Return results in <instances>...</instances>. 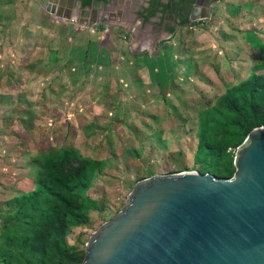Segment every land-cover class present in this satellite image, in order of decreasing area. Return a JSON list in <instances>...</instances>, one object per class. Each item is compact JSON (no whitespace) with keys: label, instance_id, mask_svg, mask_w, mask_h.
<instances>
[{"label":"rangeland","instance_id":"374dc122","mask_svg":"<svg viewBox=\"0 0 264 264\" xmlns=\"http://www.w3.org/2000/svg\"><path fill=\"white\" fill-rule=\"evenodd\" d=\"M47 2L0 0V83L21 82V73L7 68V61L12 64L5 54L12 35L25 29L21 19L27 14L34 19L40 8L42 18L55 16L44 11ZM62 6L58 15L69 16L74 25L63 34L82 27L98 37L113 35L110 51L130 47L132 37L128 45L122 43V31L113 33L103 20L82 26L89 14L81 18ZM209 11V17L180 27L167 48L158 43L156 49L164 51L156 60L149 58L151 51L142 52L148 57L142 65L147 79L140 72L133 76L131 68H115L109 82L92 83L91 94L103 93L102 104L95 99L90 106H69L72 91H53L56 98L63 94L58 109L74 117L58 119L56 111L42 108L38 113L48 120L34 112L25 117L21 97L14 99L12 113L0 104V264H81L89 235L122 208L139 179L181 171L233 175L234 152L246 136L237 146L234 138L242 135L247 117L264 116V96L251 97L244 87L251 77L264 76V0H218ZM29 33L44 34L35 28ZM14 46L21 48L20 42ZM31 92L34 100L43 93ZM0 93L6 94L5 88ZM229 97L235 106L228 105ZM10 115L14 121L9 123ZM6 124L13 125V133H5ZM74 156L87 164L67 179L68 188L59 186L52 176L56 164ZM48 188L63 195L78 191L83 220H67L64 233L40 259L23 239L48 199Z\"/></svg>","mask_w":264,"mask_h":264},{"label":"water","instance_id":"95a60500","mask_svg":"<svg viewBox=\"0 0 264 264\" xmlns=\"http://www.w3.org/2000/svg\"><path fill=\"white\" fill-rule=\"evenodd\" d=\"M216 1L197 0L188 22L209 17ZM59 8L48 0V12ZM81 14L98 22L93 6ZM232 162L229 178L181 171L137 180L89 235L81 264H264V125L247 133Z\"/></svg>","mask_w":264,"mask_h":264},{"label":"crops","instance_id":"0c3cea01","mask_svg":"<svg viewBox=\"0 0 264 264\" xmlns=\"http://www.w3.org/2000/svg\"><path fill=\"white\" fill-rule=\"evenodd\" d=\"M46 4L47 3L44 4V11H47ZM39 9L36 8V12L39 11V13L36 14V18L30 19L27 14V17L21 19L22 27L25 29L22 30L23 32L19 36L12 35V45L9 47L8 53L5 54L7 59L11 58L12 64L10 65L7 61V68L9 69L12 67L13 73H21L22 75L20 83H0V89L5 88L6 90V94L3 95V93H0V104L4 103L6 106L5 111L9 109L12 113L14 99L16 100L21 97L22 106L20 108H23L22 111L26 112L25 117H27V114H33V112L39 115L40 113L38 112L39 110L41 112L42 108L44 112L48 109L56 111L55 114H58V119H64L65 117L71 118L75 116V113L72 111L64 113L58 109L59 104L62 102L63 94H59L56 98L53 91H72L73 94L69 97L70 100L66 101V104L69 106H90V104H94L93 101L95 99L102 104L101 98H103V93L100 95L91 94L92 83L97 84L102 81V83L104 82L105 84L109 82L110 77L108 76L115 68L122 71H124V68H131L134 72L132 73L133 76L140 72L145 79L149 77V72H142V70H144L142 66L144 63L143 60L144 58H148L146 57L147 55L145 56L144 53H142L144 51L133 52L130 47H128L127 51H110L108 46L113 42V35L105 36L98 33L100 34L98 37L94 30L87 32L83 30L82 27L74 28L73 34H65L66 30H70V28L74 26L71 20H68V16L65 14L57 15V13H53L55 16L44 19ZM116 19L112 20L113 25L120 23ZM158 19L159 17H153L151 20L158 21ZM89 21H87V23H90ZM105 25L106 24L103 23L102 27H105ZM145 26L150 27L151 25L146 24ZM34 28L38 31H43L44 34H30L29 31L34 30ZM109 28L113 30V33L122 31L123 35L118 36L122 43L127 44V41L131 39H129V37H131L129 32L116 29L111 25H109ZM62 29H65L64 34L62 33ZM83 38H86V40L82 41ZM174 38L175 35L172 36L169 41L161 42L160 45L163 48H167L165 46L172 44ZM132 40L133 42H138L140 38L137 37ZM19 42L21 48L15 47V43ZM82 42H85V45L80 44ZM156 46L149 52V58H152L151 60H156L164 51L163 48L161 51L156 49ZM65 47L68 48V51L63 50ZM127 73L129 72L127 71ZM147 89H149V87H147ZM19 90H21V93ZM33 90L39 92L43 91L41 94L38 92L37 100L30 98L31 93L35 95V93L31 92ZM46 90L47 92L50 91V93L47 94ZM99 90H103V88L99 87ZM15 91H17V93ZM140 96L145 97L142 94H140ZM28 105L34 107L35 110L31 111L32 109L30 108L32 107H27ZM8 114L10 113L7 112L5 115ZM44 116L45 117L41 118V115H39L38 118L45 121L48 120L47 115ZM5 120L9 121V123L10 121H14L11 115L9 119L6 117ZM5 127V133H13V125L10 124L8 126L6 124Z\"/></svg>","mask_w":264,"mask_h":264},{"label":"flooded vegetation","instance_id":"af4514ba","mask_svg":"<svg viewBox=\"0 0 264 264\" xmlns=\"http://www.w3.org/2000/svg\"><path fill=\"white\" fill-rule=\"evenodd\" d=\"M55 1L57 7L63 5L64 9H75L74 13L78 12L81 18L83 9L95 7L98 21L103 20L116 29L129 32L132 39L140 38L135 42L134 48L131 46V39V50L152 51L158 43L169 41L165 39H171L180 27L189 24V16L197 0H88L87 3L84 0ZM153 17H159L158 21H152ZM90 19L92 17L89 15ZM114 19L120 23L113 25ZM146 24L151 26L147 27Z\"/></svg>","mask_w":264,"mask_h":264},{"label":"trees","instance_id":"16d2710c","mask_svg":"<svg viewBox=\"0 0 264 264\" xmlns=\"http://www.w3.org/2000/svg\"><path fill=\"white\" fill-rule=\"evenodd\" d=\"M85 3L88 0H84ZM152 15V13H150ZM246 91L251 97L261 94L264 96V76H253L244 85ZM234 97H229L228 105L235 106ZM245 125H243L242 135L235 137V146H237L247 133L254 127L264 125V116L247 117ZM77 162L75 166L74 163ZM87 161L79 157L62 158L56 164L57 170L53 176V181L59 186L68 188L67 179L73 175L82 172ZM220 173V171H219ZM222 174V173H220ZM71 192L63 195L60 191H54L48 188V199L44 202V206L40 209L39 215L30 225V234L23 239V245L35 253H38L42 259L46 253L54 247L55 238L64 233V226L67 220L82 222L83 214L80 211V194L71 188ZM84 251L80 255L82 262Z\"/></svg>","mask_w":264,"mask_h":264},{"label":"built area","instance_id":"2783aa9c","mask_svg":"<svg viewBox=\"0 0 264 264\" xmlns=\"http://www.w3.org/2000/svg\"><path fill=\"white\" fill-rule=\"evenodd\" d=\"M85 18H87V17H85ZM81 22H82V23H81L82 25H87V21L84 20V21H81ZM94 24H95V23H94ZM94 24H93V25H94Z\"/></svg>","mask_w":264,"mask_h":264}]
</instances>
